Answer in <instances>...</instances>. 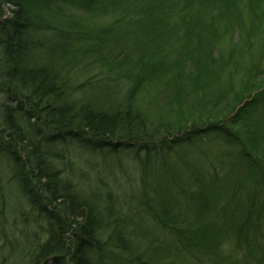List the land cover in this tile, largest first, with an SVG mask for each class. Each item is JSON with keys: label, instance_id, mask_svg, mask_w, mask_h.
<instances>
[{"label": "trees", "instance_id": "16d2710c", "mask_svg": "<svg viewBox=\"0 0 264 264\" xmlns=\"http://www.w3.org/2000/svg\"><path fill=\"white\" fill-rule=\"evenodd\" d=\"M89 66L125 90L97 101ZM153 81L175 119L132 104ZM263 123L264 0H0V213L23 200L42 234L3 237L0 264H264Z\"/></svg>", "mask_w": 264, "mask_h": 264}, {"label": "rangeland", "instance_id": "374dc122", "mask_svg": "<svg viewBox=\"0 0 264 264\" xmlns=\"http://www.w3.org/2000/svg\"><path fill=\"white\" fill-rule=\"evenodd\" d=\"M6 13L8 14L7 11H6ZM79 16L83 17V15H79ZM102 22H104L105 24H108V23H110V20L105 19ZM234 38H235V36H234ZM89 69L90 70H88L87 72H83L84 69L77 68V70H75L74 75H75V77H78V79H79L78 82H80V83L85 82L86 80L87 81L91 80V81H95V82H100L101 80L103 81V82H101L102 84H100V87L102 89H100V92L95 93L96 95L99 94L96 98L97 101L101 100L102 95H103V97H105L107 95V93L106 94L104 93L105 92L104 87L107 88V87H111V86L115 85V86L120 88L121 92L125 90L126 85L122 81L123 77L120 78V76H118L119 73L117 71L113 72V69H110V70L107 68L101 69L99 67L94 68V67H90V66H89ZM95 69L99 72L95 71ZM78 82L76 84H78ZM153 83H154V81H153ZM149 84H152V83L150 82ZM153 85H155V86H153ZM171 86L172 85H170V83H169L165 86V88H163V86H160V84H157V82H155L154 84L149 85V86H148V83H144V85L141 84L138 86V88L135 87L133 92L131 93V97H132L131 102L136 108H139L144 115L146 114L148 117H150L152 119H156V117L159 116L160 118H163L165 120H171V119L173 120V119H175V117L172 113L169 112V107L166 106V101L168 99L167 95H168V92H169ZM157 87H160V88H158L159 90L156 89ZM257 117L260 118V114H258ZM208 125H210V124L207 123V124L203 125V124H197L196 123L193 125L190 123L188 125V127L182 131L186 130L185 132L190 134L192 131L196 130L197 128L205 130L207 128L206 126H208ZM263 125H264V123H263ZM197 142L204 144V146L207 149H212L211 147L218 148V147L222 146V144H221L222 141L220 139H218L217 137H215L213 133L210 134L209 136L205 137V138L201 137L197 141H194V143L198 145ZM179 145L180 146L177 147L178 149L179 148L184 149L186 147L189 149H192V152H193L192 158H193V160H195V167L197 168V171H201V175H203V173H205L204 175L207 177L211 171L210 169L213 168V161L207 159V154L206 155L194 154L195 152L193 149V141H191L189 146H186L184 143L179 144ZM207 145H210L211 147L207 146ZM160 153L161 154L159 156L163 155L164 157L168 156L170 158H171V156H174L173 155L174 152L172 153V151H170L169 153L162 151ZM141 155H143V154H141ZM179 162H181L180 164H183V166L185 163L188 164V162L183 163V157H181ZM166 171L169 173L171 170L167 168ZM204 171H206V172H204ZM137 172H135V176H134L135 180H137V178H138ZM131 175L133 176V174H131ZM71 176L76 177V178H74V181L78 187H80V188L84 187L86 189L87 188H94V185H90V183H87L90 181L86 182V180L82 176L75 174V172H72ZM168 176H169V174H168ZM188 178H189V176H183V178H182V182H185L186 185H188V183H190L188 181ZM134 179H133V181H135ZM124 190L126 191L125 192L126 196L129 194L136 195L139 192V190L137 189V183L136 182H133V185H131V184L127 185L126 184V187ZM5 191H7L9 194L11 191H13V188L6 186ZM173 194L175 195L176 198H178V200H180L179 202H182V198H183L182 194L179 195L178 193H176L174 191H173ZM124 198H125V196H124ZM173 203H175V202H173ZM134 205H132V206L129 205V207L131 206V209H128L129 212H133L134 210L136 211V208H134ZM19 208L22 212L26 213V215L21 213ZM136 212L138 213L136 215V217L139 218L140 212L138 211V209ZM35 213H36L35 211L28 209V206L24 203L23 200L19 199L18 202H16V203H13V201L9 200V202L5 206L3 213H0V220H2V222L0 223V235H1L0 241L1 242L3 241V237L5 240H7V242H9V241L10 242H13V241H20L21 242L22 241L23 246L25 245V247L27 246V241L28 240L30 241L31 238H34V240H36L37 242L41 241L42 234L38 235L35 238V233H34V232L37 233L39 230L37 228H35V226L32 224H29V223L25 224L22 222V219L24 216H26L28 219L24 218L23 220H30V218L33 217L35 215ZM141 216L144 217L143 214ZM13 243H15V242H13ZM20 249H21V247H20ZM20 249H18V251H20ZM18 251H16V253L14 252L12 254V255H14V254L15 255L13 256V258L11 256L12 260H10V261L7 260L6 264L16 263L14 260L20 261L18 259V257H20L22 252L21 251L18 252ZM22 261H23V259H22ZM23 263H24V261H23ZM2 264H4V263H2ZM16 264H20V263H16Z\"/></svg>", "mask_w": 264, "mask_h": 264}]
</instances>
